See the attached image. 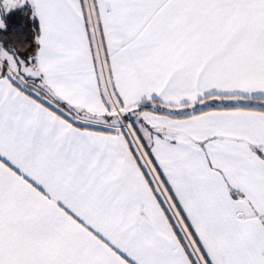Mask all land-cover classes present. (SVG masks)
Returning a JSON list of instances; mask_svg holds the SVG:
<instances>
[{"label":"snow or ice","instance_id":"1","mask_svg":"<svg viewBox=\"0 0 264 264\" xmlns=\"http://www.w3.org/2000/svg\"><path fill=\"white\" fill-rule=\"evenodd\" d=\"M0 264H264V0H0Z\"/></svg>","mask_w":264,"mask_h":264}]
</instances>
